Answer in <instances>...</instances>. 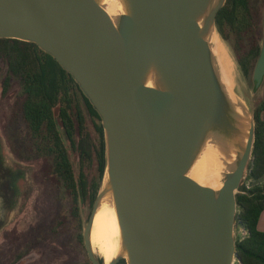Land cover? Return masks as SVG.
<instances>
[{
  "label": "water",
  "instance_id": "water-1",
  "mask_svg": "<svg viewBox=\"0 0 264 264\" xmlns=\"http://www.w3.org/2000/svg\"><path fill=\"white\" fill-rule=\"evenodd\" d=\"M225 1L124 0L127 12L113 21L99 0H0V39L34 43L56 59L101 118L105 176L83 231L92 264H105L90 231L108 192L122 244L109 264H242L235 198L252 160L255 121L244 126L242 144L206 40ZM263 78L264 34L255 88ZM210 134L236 152L217 191L187 175Z\"/></svg>",
  "mask_w": 264,
  "mask_h": 264
},
{
  "label": "trees",
  "instance_id": "trees-1",
  "mask_svg": "<svg viewBox=\"0 0 264 264\" xmlns=\"http://www.w3.org/2000/svg\"><path fill=\"white\" fill-rule=\"evenodd\" d=\"M253 9L252 0H226L215 19L223 39L228 40L233 35L237 63L244 75L250 77L260 52V30L254 22ZM0 61L5 66L2 94L5 95L14 85L20 91L12 105L10 122L15 127L20 125L23 131L22 150L28 158L44 156L50 160L67 200L66 208L59 212L43 237L76 233L75 247L81 248L92 264L84 251L79 205L88 202L92 208L105 176V138L101 118L67 70L36 44L12 38L0 39ZM262 85L264 88V78ZM262 112L264 99L253 111L255 140L247 173L252 185L247 188L241 181L235 198L238 222L247 232L235 239L237 256L242 264H264V231L258 228V219L264 211ZM87 121L92 125V133ZM58 128L62 129L68 144L65 145ZM71 152L79 156L78 175L71 161ZM93 165L95 175L89 177ZM118 264H126V261L121 259Z\"/></svg>",
  "mask_w": 264,
  "mask_h": 264
},
{
  "label": "rangeland",
  "instance_id": "rangeland-1",
  "mask_svg": "<svg viewBox=\"0 0 264 264\" xmlns=\"http://www.w3.org/2000/svg\"><path fill=\"white\" fill-rule=\"evenodd\" d=\"M254 22L260 30V41L264 34V0H252ZM215 33L225 48L231 63V80L233 92L245 104L250 116L264 99L263 85L255 88L252 76L244 75L237 63L238 55L234 48L233 35L228 40ZM4 63L0 61V143L4 162L19 167L23 174L19 180L21 195L17 200L12 220L0 231V264H89L81 248L75 247V234L72 232L50 234L49 227L57 218L59 212L66 208L67 200L60 183L52 170L51 162L46 157H29L22 150L23 131L20 125L14 126L12 105L19 96L17 86H12L7 93L2 94L1 82L5 75ZM264 118V112H262ZM92 133V125L87 121ZM68 144V143H67ZM71 161L75 173L79 174L78 154L71 152ZM251 162V161H250ZM94 165L91 176L95 175ZM248 164L241 180L249 188L252 181L247 177ZM241 183V182H240ZM239 191V190H238ZM80 216L83 229L86 226L91 206L88 202L80 203ZM243 228L237 223L234 227V238L244 235ZM47 231V232H46ZM61 232V231H60ZM82 236V233H81Z\"/></svg>",
  "mask_w": 264,
  "mask_h": 264
},
{
  "label": "bare ground",
  "instance_id": "bare-ground-1",
  "mask_svg": "<svg viewBox=\"0 0 264 264\" xmlns=\"http://www.w3.org/2000/svg\"><path fill=\"white\" fill-rule=\"evenodd\" d=\"M216 1V0H215ZM100 6L105 13L115 21L118 16L125 14L127 8L124 0H99ZM215 29L208 32L206 40L210 45L215 71L223 86V91L231 103L232 109L238 115V120L242 123V144L246 142V127L250 120V114L242 100L233 92L231 80V63L226 55V50L218 39ZM153 82L149 81L148 86ZM246 125V127H244ZM222 137L208 135L202 143L196 160L192 163L187 175L193 181L202 186L211 187L217 191L222 186L224 174L234 168L236 152L234 147L226 144ZM117 212L111 193L104 195L98 203L94 213L92 229L90 231V241L93 253L99 256L105 264L121 253V235L118 223Z\"/></svg>",
  "mask_w": 264,
  "mask_h": 264
},
{
  "label": "flooded vegetation",
  "instance_id": "flooded-vegetation-1",
  "mask_svg": "<svg viewBox=\"0 0 264 264\" xmlns=\"http://www.w3.org/2000/svg\"><path fill=\"white\" fill-rule=\"evenodd\" d=\"M3 156L4 154L0 143V231L14 217L17 200L22 193L18 183L23 174L22 170L18 169L19 167H13V165L5 163Z\"/></svg>",
  "mask_w": 264,
  "mask_h": 264
},
{
  "label": "crops",
  "instance_id": "crops-1",
  "mask_svg": "<svg viewBox=\"0 0 264 264\" xmlns=\"http://www.w3.org/2000/svg\"><path fill=\"white\" fill-rule=\"evenodd\" d=\"M258 228L264 231V211L261 213L258 219Z\"/></svg>",
  "mask_w": 264,
  "mask_h": 264
},
{
  "label": "built area",
  "instance_id": "built-area-1",
  "mask_svg": "<svg viewBox=\"0 0 264 264\" xmlns=\"http://www.w3.org/2000/svg\"><path fill=\"white\" fill-rule=\"evenodd\" d=\"M242 228H243V227H242ZM242 230L244 231V235H246L247 232H246L245 228H243ZM242 236H243V235H242ZM234 264H238V262H237L236 260H234Z\"/></svg>",
  "mask_w": 264,
  "mask_h": 264
}]
</instances>
